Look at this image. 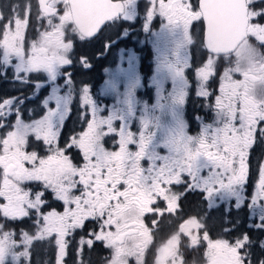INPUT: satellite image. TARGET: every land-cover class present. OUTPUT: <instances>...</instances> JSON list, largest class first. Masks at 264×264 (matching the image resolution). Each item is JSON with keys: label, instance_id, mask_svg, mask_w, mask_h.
Masks as SVG:
<instances>
[{"label": "snow or ice", "instance_id": "obj_1", "mask_svg": "<svg viewBox=\"0 0 264 264\" xmlns=\"http://www.w3.org/2000/svg\"><path fill=\"white\" fill-rule=\"evenodd\" d=\"M38 6L37 20H47V28L39 32L38 40L30 42L26 30L31 4L25 5L23 17L19 5L10 6L7 16L0 11V76L6 78L13 71L16 80L30 83L29 74H46L53 87L44 105L52 100L56 103L41 119L25 123L18 114L19 98L0 100V129H12L0 137V198L6 201L0 203V217L15 221L36 210L40 213L37 224L43 220L36 235L22 232L20 241L13 238L16 233L4 231L6 225L0 224V264H30L33 241L45 239L55 240L56 264H65L69 248L65 237L83 229L89 218L100 222V230L87 233L91 239L81 237L78 247L102 241L112 250L107 264H129L130 257H135L136 264H145L143 257L152 243L145 218L177 210L183 195L173 190L177 185L186 191L202 189L209 207L217 200L233 199L235 206L241 207L251 151L258 144L264 145V53L250 42L254 38L264 47V0H147L144 31L151 30L154 17L161 18L160 32L152 33L157 51L151 78L156 102L137 99L141 77L134 69L135 57L129 55L128 69L118 70L106 82L108 91L116 96L108 115H99L103 109L85 85L82 100L84 106H91L92 119H87L86 113L87 129L55 149L53 142L70 112L73 81L62 68L73 63L69 53L74 39L93 38L109 24L122 26L136 19L138 0H38ZM194 22L202 25L201 43L208 53L207 60L195 69L197 96L211 95L208 81L215 74L217 60L227 59L234 66L226 68L221 78L220 95L211 106L212 122L201 121L199 131L192 135L184 105L189 95L186 72L192 69ZM81 63L87 66V58L82 57ZM237 73L243 79H234ZM61 75H67L68 91L63 94L55 83ZM121 77L123 92L119 90ZM169 81L170 91L166 89ZM14 109L15 124L5 123ZM30 134L37 140L42 138L53 154L42 157L36 151H25ZM109 135L118 136L114 150L105 146ZM73 147L83 154L82 166L65 154ZM24 181H43L44 191L35 192V199H31V190L20 187ZM80 187L84 190L75 195ZM48 189L75 207L65 208L63 213H42ZM258 189L249 207L258 211L261 223L257 227L264 229V202H258L264 197V161L259 164ZM161 199L166 208L159 206ZM193 228L203 230L205 225L196 217L180 225V231L190 238V246L206 243V264H264V255L254 252V242L247 233L233 240L212 239L207 230L202 236L194 235ZM179 243L177 234L159 248L156 264H177L178 260L183 264ZM256 246L264 252V240ZM79 254H83V247H79Z\"/></svg>", "mask_w": 264, "mask_h": 264}, {"label": "flooded vegetation", "instance_id": "obj_2", "mask_svg": "<svg viewBox=\"0 0 264 264\" xmlns=\"http://www.w3.org/2000/svg\"><path fill=\"white\" fill-rule=\"evenodd\" d=\"M145 2V7L143 8V4H138L139 11H143V15L140 13L138 14L137 18L134 21H126L123 22L126 24V28L121 31V35L118 38H115L111 42V26H120V25H112L109 24L108 27L104 28V30L100 33H97L93 38H88L85 40H80L77 36L74 39V46L71 52L69 53V58L73 61L71 65H65L62 68L63 73H70L72 77V95H74L73 101H75L76 94L78 93V90L82 86H89L95 87L94 83L92 84H83L82 80L75 76L77 75L76 69L80 70H88V71H98L99 68H107L111 64V46L114 45L115 51H117L120 48L129 49L131 51H136L141 55V62H140V70L143 68L150 69V74H155L153 69L156 68V56L157 51L154 44V41L156 37L152 35L153 32H160L161 30V18L159 16L154 17L150 24V31H142L140 27H143V24H140V19L145 17V10L147 5V0H139L138 2ZM37 5V0H35ZM23 3V2H22ZM62 7V6H61ZM38 8V6H37ZM38 10V9H37ZM39 12V10H38ZM34 13H31V21L30 24L26 30V39L27 41L32 40H38L39 39V32L44 31L47 28V20L39 21L37 20ZM140 17V19H139ZM145 23V19H144ZM195 26L192 29L193 39L195 41V44L191 48V60L190 63L192 64L191 71H187L186 75L189 79V82H192L193 85L189 84V92L190 93H197V85L196 81L193 79V70L197 67L202 66V64L207 60L208 53L204 49L201 41H202V25L198 22H195ZM140 29V31H139ZM50 30V29H48ZM144 30V28H143ZM139 38L138 41L132 40L129 42L128 38ZM127 41V44L125 45H119L120 42ZM143 40V42L141 41ZM141 43V46H135V44ZM200 54H203L202 56ZM86 57L88 64L87 66L83 65L81 63V58ZM102 69V70H103ZM147 71H144V81L143 84L145 86V91L143 92V100L147 101L148 103H155L156 102V96L152 92V90L148 87L149 83V75ZM31 78L30 83H22L14 78L13 71H9L7 73V77L0 76V100L6 99V98H19V101L22 103H30L33 101H36L37 99L31 100L33 98V94H37L36 90L41 89L39 91V98H41L43 95L45 96L50 88L51 85H53L51 82L47 81L45 79L46 74L43 73H32L29 74ZM75 76V78H73ZM67 79V75H61L58 76L55 83H61L62 81ZM210 81H208L209 83ZM39 83L41 86L36 87L35 85ZM216 85H221V80H215ZM166 88L168 91L171 90V83L167 85ZM16 88L15 91H11ZM67 88V87H66ZM65 88H62L61 92L63 93ZM35 98V97H34ZM38 98V99H39ZM77 100V98H76ZM215 104V101H213L212 97L206 98V101L204 103L205 105V111H201V106L194 107L190 113L185 108V111L187 112L188 116V122H189V132L190 134L197 133L200 129V126L194 125L191 123L194 119L195 124L199 123L200 120H197L196 117L204 116V122L205 123H211L212 119L214 118V110L211 107ZM17 107L21 110V113H25L26 104L23 106H20V103L17 105ZM22 108V109H21ZM75 106H72V110H70V114L68 115L67 119H74L78 118V114L76 112L75 114ZM77 110V109H76ZM19 114V113H18ZM17 116V113L15 109L8 117H14ZM40 112L35 115V117H39ZM2 130V129H0ZM61 133V132H60ZM0 134L3 135V131H0ZM262 152V157L259 158V154ZM261 161H264V145L258 144L252 151L249 157V175L245 180V200L242 203L240 208H237L235 206V200L231 201H219L217 200L215 203H213L212 207H209V201L207 199V193L198 191L196 189L192 190H185V188L182 186L179 188V190H174L176 192L183 193L179 200V207L177 210L173 213H170L174 215L175 222L172 225L173 230L172 232H159L158 237L155 236V232L152 235V243L149 245L153 247L152 249H147L146 251H150V254L147 252L145 253L143 259L148 261H151L153 264H156V257L159 255L158 249L164 247L168 240L171 239L174 235L179 234L180 243H179V250L180 253H182L183 258V264H192L195 262H203L202 264H206V257L204 255L205 251L203 247H206V243L201 244L199 248H196V246H190L191 241L188 236H186L184 233L180 231V225L183 224L186 220H189L192 217H195L194 209L197 208L199 214L202 216L199 221L205 225V229L203 230H197L192 229L194 231V235H196V232H201V236L203 234L204 230H207V228H210L211 225L216 226L217 224L211 221V212L218 211L221 213L222 216H220L218 219L220 220V229L222 230H236V229H245L249 232H252V236L255 238H258L257 241L254 242L255 245H258V242L260 240H264V229H261L257 227L261 223L259 219L258 211L254 208H250L249 205L252 204V197L257 194L258 192V183H259V164ZM207 173V170L204 171ZM202 195V196H201ZM258 202H264V197L260 198ZM186 204L189 207V212L184 215V218L180 219L179 213L183 212L184 209L182 207V204ZM204 204V206H203ZM159 206L163 209L166 208V202L162 199L159 201ZM193 207V208H192ZM196 209V211H197ZM168 212H164L163 215H153V214H147L145 218V223L147 226L149 225L151 228V232L158 229V218L160 219L164 215H166ZM190 216V217H189ZM154 218V220L157 221L155 225L152 224V222L149 224L147 223V220L150 218ZM93 221V220H92ZM248 234V233H247ZM250 236V234H248ZM250 236V237H252ZM259 236V237H258ZM211 237V236H210ZM199 246V245H198ZM258 246H255L254 249H257L255 253L257 255H262V250L258 249ZM177 264H179V260L177 261Z\"/></svg>", "mask_w": 264, "mask_h": 264}, {"label": "rangeland", "instance_id": "obj_3", "mask_svg": "<svg viewBox=\"0 0 264 264\" xmlns=\"http://www.w3.org/2000/svg\"><path fill=\"white\" fill-rule=\"evenodd\" d=\"M37 6H38V0H37V5H36V10H34V12H33L35 14V16L39 10V7L37 8ZM24 9H25V6L24 7L19 6L18 11L20 12V15L22 17L24 16ZM142 15H143V13H142ZM139 19H140V17H139ZM134 20H132V21H134ZM55 22L58 23V21H55ZM140 24H144V18L140 19ZM194 24H196V23L194 22ZM140 28L142 29V31H144L143 27H140ZM138 39L133 38L134 41H138ZM141 41L143 42V40H141ZM250 42H252L258 48V50L261 53H264V47H260L259 43L257 41H255L254 38ZM135 46H141V43L136 42ZM129 55H133L135 57L134 69L141 77V87L138 88L136 91L137 99H139L141 101H145V100H143V92L145 91V86L143 84L144 72L142 73L140 68H139L140 62H141V55L139 53H137L136 51H131L129 49H125L122 47V48L118 49L116 52H112L111 64L109 65V67L104 68L102 70L101 82L98 85H96L95 87H92L91 85L88 86L89 95L91 96V98L93 100H95L99 104L100 108L103 109V111H101L99 113L100 116H107L109 111L111 110L112 106L116 103V96L114 93H111L108 91L106 82L109 81L111 78H113V76L117 73L118 70H127L128 69V67H129L128 56ZM232 59L234 60V57ZM232 66H234V64L230 63L229 60H227V59L217 60L215 74L209 78L210 82L208 83V91L211 93V95L208 97H212L213 101H215V97L217 95H220V85L217 86L215 83V80H221V78L223 77L225 69L228 67H232ZM195 69L193 70L192 77L196 81L197 77L195 74ZM153 71L155 72L154 69H153ZM153 75H155V74H150L148 76L149 77L148 87L152 90V92L156 96L155 87L151 84V78L153 77ZM234 79H243V77L237 73L234 75ZM65 81L66 80L62 81L61 83H56V84L60 85L61 90H62V88H65L63 93L68 91V88H66V86H65ZM170 83L171 82L169 81L166 84V88H170V87H167V85ZM189 84L193 85L192 82H189ZM52 87H53V85H51L49 92L45 96L43 95L41 98H39V95H38L39 91L41 89L40 88L37 89L36 90L37 94L34 93L33 98L31 99V100H34V99H37V100L30 102V103H27L26 108H25L26 112L23 114L21 113V110L19 109V116L25 123H31L34 120L41 119L43 116L46 115L48 108L54 109L56 107V103L54 100L49 101L47 107L44 105V101L52 94ZM83 87L84 86H82L78 90V93L76 94L74 102H72L73 98H71V102L69 105L70 110H72V106H75V108L77 109V114L79 117H78V119H67L68 115L70 114V112H69V114L66 116L65 121L63 122V124L60 126V128L58 130L59 134H58L56 140L53 142V145H52L53 149H55L57 145H59V147H64L66 145V143L70 142L71 137H73V136L78 137L79 133H81L82 131H85L87 129V120L84 119V116L86 113H87V119H89V120L92 119L91 106H84V103L82 100L83 93L81 90L83 89ZM119 90H120V92L124 91L123 77L120 78ZM63 93L61 92V94H63ZM73 96L74 95H72V97ZM208 97H199V96H197V93L194 94V93L189 92V95L186 98V103L184 105L185 117L188 119L187 112L185 111V108L190 113V111L194 107L201 106L202 108L200 110L203 111V113H204V111H205L204 103L206 101V98H208ZM76 98H77V100H76ZM149 104H151V103H149ZM23 105L24 104L22 102H20V106H23ZM39 112H40L41 116L35 117V115ZM197 117H199V119H197ZM197 117H196V119L200 120V122L195 124L194 119H193V121L191 123H193L194 125L200 126L201 121L204 122V116L203 117L197 116ZM16 118H17V116H15V115L12 118L7 117V119L4 122L5 123L10 122L11 124H15ZM10 130H12V129L7 128L6 131H3V135H5ZM133 130L134 131L136 130L135 126L133 127ZM65 131L67 134H65ZM195 134L196 133H194L192 135H195ZM105 140H106L105 146L107 148H109V150H114V148H113L114 140H118V136L109 135V136L105 137ZM48 147L49 146L44 143L42 138L37 140L35 134H30L29 135V144L24 150L27 152L36 151L38 153V155H40L42 157H46L47 155L53 154L52 152L48 151ZM133 150H135L134 146H133ZM65 154L69 155L70 158L75 157V159L73 160L74 163H76V160H78L79 162L76 164H79L81 166L83 165V163H84L83 154H82V152H80L79 149L73 147L71 153L66 152ZM142 163H144V162H142ZM25 166L28 167L29 165L26 163ZM203 174L206 175L207 173L204 172ZM76 179H79V177H76ZM20 187L23 188L25 191L31 190L30 198L35 199V192L44 191V182L43 181H24L20 184ZM180 187H182V186L177 185L173 188V190H179ZM83 190L84 189L82 187H80L79 190L75 191L74 194L80 195V192H82ZM196 190L204 192L202 189H196ZM43 199L46 202L45 205L41 206V211L44 214H47L48 212H51L53 210L58 212V213H63L65 211V208H68V207L74 208L75 207L74 204L73 205H66L63 200H60L57 198L56 194L51 189H48L47 191H45ZM5 202L6 201H4L3 198H0V203H5ZM47 205H50V208L45 210L44 208ZM56 206H58V208ZM203 206H204V204H203ZM39 216H40V213H37L36 210H30L29 216L17 218L15 220L14 225L11 224V220L9 222H6L1 217L2 220L5 221L4 224L6 225L4 228V231H11V232L16 233V235L13 238L16 239L17 241H20L22 239V236H21L22 232H28L30 235H36L38 226L43 225L42 218L39 221V225L37 224V219ZM89 220L92 221L94 219L89 218L88 220L85 221V227L83 229H75V230H73V232L70 236L65 237V239L68 240V242H69V248L67 250V253H68V251L72 245L70 238L76 232L84 231V229L86 228V222ZM94 221H96V220H94ZM21 224H23V225H21ZM93 230H96V229H90L86 232V234L93 231ZM99 230L100 229L98 228L96 231H99ZM192 233H194V231H192ZM196 234L201 235V232H196ZM83 238L84 239H91L92 237L86 235ZM80 239H79V241H80ZM49 241L50 240H48V239L33 241L32 245L30 247V250H29L30 251V257H31V249L34 247L35 244L38 245V244L46 242L47 247H48ZM53 241L55 244L54 239H53ZM95 242H101L106 246L105 242L94 241V243ZM94 243H93V245H94ZM78 244H79V242H78ZM92 246H79V247H83V253H84L85 250L91 248ZM200 246L201 245H199V246L197 245L196 248H199ZM79 247H77V254L78 255H80L79 254ZM205 249H206V247L205 248L203 247L202 251L203 250L205 251ZM19 250H23V249H19ZM107 251H108V257H107L106 261L102 264H107L108 260L111 258L112 250L110 248H108ZM26 264H27V262H26ZM53 264H56V246H55V254H54ZM194 264H199V263L196 262Z\"/></svg>", "mask_w": 264, "mask_h": 264}, {"label": "trees", "instance_id": "obj_4", "mask_svg": "<svg viewBox=\"0 0 264 264\" xmlns=\"http://www.w3.org/2000/svg\"><path fill=\"white\" fill-rule=\"evenodd\" d=\"M139 1V0H138ZM23 2V3H22ZM31 4V12L33 13L34 10H36V3L35 0H0V11H3L4 14L7 16L9 13V7H15L16 5H19L20 7H24L25 4ZM143 4V8L145 7V2L142 1L140 2ZM142 14V12H138V14ZM126 24H122V26H111V42L115 39L118 38L121 35V31H123L126 28ZM140 31V29H139ZM129 42H131L133 40V37H129L128 38ZM127 44V41L125 40L124 42H120L119 45H125ZM115 47L114 45L111 46V56H112V52H116L115 51ZM201 56L203 54H200ZM102 69L103 68H99L98 71H88V70H80V69H76V73L81 80L83 84H92L94 83V85H98L101 82V78H102ZM144 71H147L148 74H150V69L148 68H143L141 70V72L143 73ZM75 76L73 78H75ZM11 91H15L16 92V88L11 90ZM23 104H27V102L23 103ZM22 109V108H21ZM77 110L75 109V114H76ZM74 119H78V118H74ZM7 128H3L2 131H6ZM65 134L66 131H65ZM3 135L0 134V137H2ZM262 157V152H260L259 154V158ZM79 161L76 160V163H78ZM58 208V206H56ZM182 207L184 209L183 212L179 213L180 219L184 218V215L187 213H191L189 212V207L188 205H186L185 203L182 204ZM50 208V205H47L44 209L47 210ZM193 208V207H192ZM194 209V214L195 217L199 220L201 219V215L198 212L197 208H193ZM197 209V211H196ZM221 215L220 212L218 211H212L211 212V221L217 224L216 226L211 225L210 228H207V231L209 232V235L211 236L212 239H217V238H225V239H230L233 240L234 238L241 236L244 233H248L250 234V236H252V232L245 230V229H236V230H222L220 229V220L218 219ZM174 215L167 213L166 215H164L163 217H161L160 219L158 218V224L159 227L157 230L151 232V234H153L155 232V236L158 237L159 232H172L173 230V224L175 222V219L173 218ZM190 217V216H189ZM155 217L150 218L147 220V223H151L152 220H154ZM4 220H2V218L0 217V224H4ZM9 222V221H7ZM11 224L14 225L15 221H11ZM99 224L100 222L98 221H87L86 222V228L84 229V231H78L76 232L70 239H71V248L69 249L66 257H65V264H80V261L83 260L84 264H102L106 261L107 257H108V248L107 246H105L103 243L101 242H95L94 245L85 250V252L83 253V255H78L77 254V247H78V242L79 239L81 237L86 236V232L90 229H98L99 228ZM23 225V224H21ZM149 228H151L148 225ZM114 230V229H113ZM259 237V236H258ZM252 241L255 242L258 240V238L255 237H251ZM48 247L46 242L38 244V245H34V247L31 249V257H30V264H53V259H54V254H55V244L53 239L50 240L48 242ZM255 244L253 247L254 252L257 249L255 248ZM153 247L149 246V250L152 249ZM260 250V248H258ZM150 254V251H145V253ZM145 255V254H144ZM262 255H264V252H262ZM145 261V264H153L151 261ZM196 263V262H195ZM199 264H202L203 262H197ZM129 264H136V260L135 257H130L129 258ZM194 264V263H192Z\"/></svg>", "mask_w": 264, "mask_h": 264}, {"label": "water", "instance_id": "obj_5", "mask_svg": "<svg viewBox=\"0 0 264 264\" xmlns=\"http://www.w3.org/2000/svg\"><path fill=\"white\" fill-rule=\"evenodd\" d=\"M206 50V49H205ZM207 51V50H206Z\"/></svg>", "mask_w": 264, "mask_h": 264}]
</instances>
